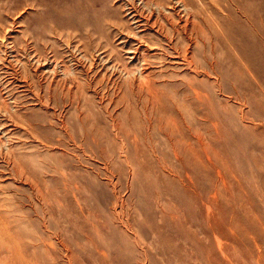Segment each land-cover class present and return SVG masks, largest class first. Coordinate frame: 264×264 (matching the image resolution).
<instances>
[{"label": "rangeland", "instance_id": "1", "mask_svg": "<svg viewBox=\"0 0 264 264\" xmlns=\"http://www.w3.org/2000/svg\"><path fill=\"white\" fill-rule=\"evenodd\" d=\"M188 1L0 0V264H264V0Z\"/></svg>", "mask_w": 264, "mask_h": 264}, {"label": "bare ground", "instance_id": "2", "mask_svg": "<svg viewBox=\"0 0 264 264\" xmlns=\"http://www.w3.org/2000/svg\"><path fill=\"white\" fill-rule=\"evenodd\" d=\"M143 3H144V1L145 0H141ZM149 1V0H148ZM158 1V0H157ZM178 1V0H177ZM184 1V0H183ZM187 1V0H186ZM189 1H191V0H189ZM189 1H188V3H189ZM195 1V0H194ZM211 1V3H213L212 2V0H210ZM214 1V0H213ZM160 2V1H159ZM181 2H182V0H181ZM180 2V3H181ZM147 3V2H146ZM162 3H164V0H163V2ZM161 3V4H162ZM173 3V2H172ZM179 3V4H180ZM183 3V2H182ZM199 3V2H198ZM154 4V6L153 7H157L156 5H157V3H156V5H155V3H153ZM174 4V3H173ZM195 4H197V3H195ZM130 5V4H129ZM144 5V4H143ZM175 5V4H174ZM178 5V4H177ZM182 5V4H181ZM180 5V6H181ZM184 6L185 5H187V3H185V4H183ZM193 5V4H192ZM214 5H215V3H214ZM218 5V4H217ZM243 5V4H242ZM127 6V5H126ZM145 6V5H144ZM150 6V5H149ZM148 6V7H149ZM166 6V5H165ZM188 6H189V4H188ZM219 6V5H218ZM128 7V6H127ZM134 7V6H133ZM151 7V6H150ZM190 7H191V5H190ZM194 7V6H193ZM192 7V8H193ZM200 7V6H199ZM198 7V8H199ZM126 8V7H125ZM160 8V7H159ZM180 8V7H179ZM197 8V7H196ZM201 8V7H200ZM203 8V7H202ZM135 9V8H134ZM144 9V8H143ZM184 9V8H183ZM133 10V9H132ZM131 10V11H132ZM157 10V9H156ZM190 10V13H191V16L189 17V15H188V13L186 12V15H188V16H186V17H188L187 19H185L186 21H185V23L182 25H180V26H182L181 28H182V30H181V32H183L184 34H186V38H188V40L189 41H191V42H196L197 40H199V41H204L205 40V37H204V35H205V27H206V29L209 31L210 30V38H211V40H212V38H214V37H217V35H218V30L219 29H217V26L213 23V21L214 20H212L213 18L211 17H209L210 18V20H203L202 22L201 21H196V20H194V17L197 15V13H196V11H197V9L195 10L194 8H193V10L192 9H189ZM189 10H187L188 12H189ZM208 10H210L209 8H208ZM158 11H159V9H158ZM169 11V10H168ZM184 11V10H183ZM192 11V12H191ZM160 12H161V10H160ZM179 12V11H178ZM202 12V11H201ZM137 13V12H136ZM153 13V12H152ZM158 13V12H157ZM204 13V12H203ZM127 14V13H126ZM134 14V13H133ZM205 14V13H204ZM207 14V13H206ZM148 15V14H147ZM184 15V14H183ZM209 15V14H208ZM207 15V16H208ZM130 16V15H129ZM133 16V15H132ZM131 16V17H132ZM137 16V15H136ZM181 16V15H180ZM206 16V15H205ZM165 17V16H164ZM127 18V17H126ZM166 18V20L168 21V17H165ZM164 18V19H165ZM170 18V17H169ZM203 19V18H202ZM205 19H207V18H205ZM132 20V19H131ZM130 20V21H131ZM159 20V19H158ZM173 20V19H172ZM133 21V20H132ZM132 21H131V23H132ZM141 21V20H140ZM160 21H161V18H160ZM175 21V20H174ZM248 21V20H247ZM155 22V21H154ZM173 22V21H172ZM178 22V21H177ZM182 22V21H181ZM215 22V21H214ZM130 23V22H129ZM147 23V22H146ZM152 23V22H151ZM160 23H162V22H160ZM164 23V22H163ZM168 23V22H167ZM171 22H169L168 24H170ZM174 23V22H173ZM175 23H176V21H175ZM110 24V23H109ZM140 24V23H139ZM143 24V23H142ZM150 24V23H149ZM155 24V23H154ZM157 24H158V22H157ZM178 24H180V23H178ZM218 24V23H217ZM162 25V24H161ZM144 26V25H143ZM142 26V27H143ZM170 26H172V25H170ZM151 27H153V26H151ZM157 27V26H156ZM159 27H161V26H159ZM166 28V27H165ZM177 28V27H176ZM180 28V29H181ZM129 29V28H128ZM145 29V28H144ZM175 29V28H174ZM173 29V30H174ZM221 29V28H220ZM135 30V29H134ZM166 30H168V28L166 29ZM157 31V30H156ZM161 31H163V37H164V39H165V45L167 46V48H166V50H171L172 52H173V54H174V58L175 57H177V58H180V59H182V60H184L185 61V63H186V61L188 62V64H189V67L191 68V69H193V70H199V67H197V63L195 64V62H194V53H193V49L189 46V45H187L186 47H182L180 44H179V42L178 41H176V43H175V38H174V35H173V33L171 34V33H168V32H166L164 29H163V27H161ZM160 31V32H161ZM177 31V30H176ZM175 31V32H176ZM174 32V33H175ZM222 32V31H221ZM130 33V32H129ZM134 34V33H133ZM221 34H223V33H221ZM138 35V34H137ZM139 36V35H138ZM141 36V35H140ZM139 36V37H140ZM223 36V35H222ZM228 36L231 38V39H237L236 38V36L234 35V33L233 32H231L230 31V29L228 28ZM135 37H137V36H135ZM142 37V36H141ZM144 37V36H143ZM148 38V37H147ZM129 39V38H128ZM135 40H136V38H134ZM126 40V39H125ZM153 40V39H152ZM215 40V39H214ZM126 41H128V40H126ZM188 41V42H189ZM235 41V40H234ZM122 42V41H121ZM124 42V41H123ZM140 42H141V40H140ZM143 42L144 43H148L149 41H148V39H143ZM190 42V43H191ZM194 42H193V44H194ZM119 43V42H118ZM125 43V42H124ZM136 43H138V42H136ZM135 43V44H136ZM163 43V42H162ZM190 43H188V44H190ZM229 43V42H228ZM150 46V45H149ZM231 46V45H230ZM152 47H156V46H152ZM161 47V46H160ZM214 44H211V48H212V50L214 49ZM135 48H137V50H138V48L139 47H135ZM142 48V47H141ZM145 48V47H144ZM158 48V47H157ZM230 48V47H229ZM232 49H233V47H231ZM150 49V48H149ZM147 50H148V48H147ZM152 50V49H151ZM163 50V49H162ZM161 50V51H162ZM109 51V50H108ZM133 51H136V49L134 50L133 49ZM140 51V50H139ZM144 51V50H143ZM148 52H150L149 50H148ZM235 52V51H234ZM130 53V52H129ZM133 53V52H132ZM139 53V52H138ZM142 53V52H141ZM140 53V54H141ZM109 54V53H108ZM135 54V53H134ZM134 54H132L131 55V58L132 57H134L133 55ZM145 54V53H144ZM166 54V53H165ZM34 55V54H33ZM137 55V54H136ZM35 57V56H34ZM136 57V56H135ZM137 57H139V55L137 56ZM143 57V56H142ZM141 57V58H142ZM169 57V56H168ZM171 57V56H170ZM239 57V56H238ZM37 58V57H36ZM50 58V57H49ZM144 58V61H145V57H143ZM142 58V59H143ZM147 58V57H146ZM173 58V59H174ZM130 59V58H129ZM240 59V58H239ZM181 60V61H182ZM109 61V60H108ZM110 61H111V59H110ZM139 61V60H138ZM144 61H142V62H144ZM140 62H141V60H140ZM173 62V61H172ZM176 62V61H175ZM208 62H209V66L208 67H206V68H202L201 69V71L202 72H205L208 76L209 75H211V74H209V73H220L221 75L220 76H226V75H224L225 73L224 72H221L220 71V69H221V67L216 63V61L214 60V58H211V60H208ZM243 61H241V63H242ZM184 63V62H183ZM123 64V63H122ZM142 64V63H141ZM118 65V64H117ZM124 65V64H123ZM135 65H136V63H135ZM143 65H145V64H142L141 66H143ZM181 65V64H180ZM138 66H139V64H138ZM149 66V65H148ZM244 66H245V64H244ZM189 67H188V69H189ZM125 68V67H124ZM128 68V67H127ZM134 69V68H133ZM139 70V69H138ZM142 70V69H141ZM144 70V69H143ZM126 71V70H125ZM140 72V71H139ZM190 72V71H189ZM194 72V71H193ZM124 73V72H123ZM200 73V72H199ZM131 74V73H130ZM133 74V73H132ZM139 74H141V73H139ZM131 76V75H130ZM11 77V76H10ZM145 77V76H144ZM148 77V76H147ZM210 77H212V76H210ZM129 78V77H128ZM132 78V77H131ZM216 78V77H215ZM218 78V77H217ZM216 78V79H217ZM137 79H138V77H137ZM141 79V78H140ZM149 79V78H148ZM188 79V78H187ZM130 80V79H129ZM143 80H145L146 81V79L144 78ZM150 80V79H149ZM148 80V81H149ZM153 79L151 78V80L150 81H152ZM155 80V79H154ZM218 80V79H217ZM144 81V82H145ZM129 82V81H128ZM156 82V81H155ZM216 82V81H215ZM133 83V82H132ZM140 83H141V81H140ZM146 83H147V81H146ZM217 83V82H216ZM142 84V83H141ZM145 84V83H144ZM143 86V85H142ZM147 86H148V84H147ZM144 87V86H143ZM220 87V86H219ZM130 88V87H129ZM140 88V87H139ZM155 88V87H154ZM157 88V87H156ZM24 89V88H23ZM74 89V88H73ZM152 89V88H151ZM147 90V89H146ZM70 91V90H69ZM151 91V90H150ZM194 91V93L195 94H198V92L196 91V90H193ZM3 92H5V91H3ZM144 92V91H143ZM158 92V91H157ZM1 93V92H0ZM149 93V92H148ZM150 94V93H149ZM151 94H152V91H151ZM8 96V95H7ZM152 96V95H151ZM148 97V96H147ZM6 98V97H5ZM9 98V97H8ZM7 99V98H6ZM150 99V98H149ZM42 100V99H41ZM148 101V100H147ZM156 101V100H155ZM4 102H5V100H4ZM8 102H10V101H8ZM13 102V101H12ZM150 103V102H149ZM6 105V104H5ZM13 105V104H12ZM8 106V105H7ZM7 106H5V107H7ZM148 108V107H147ZM1 113V112H0ZM7 113V112H6ZM8 116V115H7ZM6 116V117H7ZM10 117V116H9ZM160 119V118H159ZM170 119H171V117H170ZM176 121V120H175ZM65 123V122H64ZM63 124V123H62ZM65 126H67L66 124H65ZM196 135V134H195ZM170 142H171V140H170ZM199 142V141H198ZM202 143H204V142H202ZM28 184V183H27ZM29 185V184H28ZM31 186V185H30ZM29 186V187H30ZM229 225H230V227H232V229L234 230V231H236V233L237 234H239V235H243L245 232H246V230H247V227L246 226H243V225H241V224H239V223H237V222H235V221H233V222H230L229 223ZM0 238H4L5 240H7V241H11V242H14V243H18L19 241L21 242V240H23L25 237H24V231H20V230H15L14 229V227H13V224H12V222H10V220L8 219V213H7V211L4 209V208H0ZM216 240V239H215ZM13 247H14V250H13ZM11 246V248H9V250L12 252V250H13V255H14V257H15V259L18 261H25L26 259H27V255H28V253H26V254H24V252H23V248L21 247V248H17V247H15V246ZM207 248V247H206ZM30 257H32L33 256V254H31V255H29ZM7 262V261H6ZM3 263V262H2ZM10 264V263H9ZM17 264V263H16ZM20 264V263H19Z\"/></svg>", "mask_w": 264, "mask_h": 264}]
</instances>
